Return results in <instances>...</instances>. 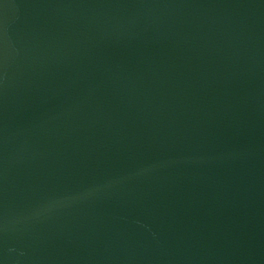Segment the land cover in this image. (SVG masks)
Listing matches in <instances>:
<instances>
[{"label":"water","instance_id":"obj_1","mask_svg":"<svg viewBox=\"0 0 264 264\" xmlns=\"http://www.w3.org/2000/svg\"><path fill=\"white\" fill-rule=\"evenodd\" d=\"M0 264H264V0H0Z\"/></svg>","mask_w":264,"mask_h":264}]
</instances>
